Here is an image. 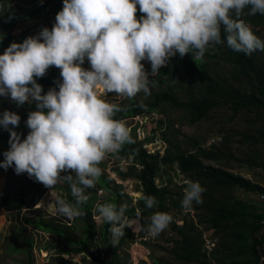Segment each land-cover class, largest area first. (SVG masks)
Wrapping results in <instances>:
<instances>
[{"label":"clouds","instance_id":"9594fccd","mask_svg":"<svg viewBox=\"0 0 264 264\" xmlns=\"http://www.w3.org/2000/svg\"><path fill=\"white\" fill-rule=\"evenodd\" d=\"M245 8L250 9L249 15H264V0H63V7L56 14L51 29L43 27L38 34L29 35L23 42H12L0 54V96H10L18 106L25 102L36 104V110L28 114L26 125L30 131L26 138L21 139L15 130L10 131L7 143L10 147L3 155L0 153L4 156L0 167L7 169L14 165L16 174L27 173L51 190L60 182L68 183L74 203L56 197V211L68 220L84 215L80 208L88 200L84 190L95 187L103 173L99 165L107 155L114 156L112 153L131 143V134L148 154L161 157L167 148L162 137L165 124L159 123L161 112L116 119V114L124 109L110 102L105 94L115 93L123 99H134L141 92L145 96L150 95L151 86L155 84L150 76L159 75L160 68L177 53L181 57L191 53L195 61L202 60L209 47L225 41L230 49L246 55L264 51V40L254 33L250 24L240 19ZM2 38L3 34H0V40ZM144 60L149 61L151 67H145ZM85 62L90 64V68L83 67ZM53 66L55 70L47 74ZM57 71L61 80L48 86V90L37 83V78L54 76ZM153 114L156 116L144 125L134 122L135 116L151 117ZM19 121L20 116L8 110L0 116V126L4 128L18 126ZM138 127L143 128L144 137L137 135ZM155 137L164 145L162 154L158 151L160 148L151 150ZM116 158L119 159L116 167L103 174L118 185L122 194L130 196L131 204L135 205L142 195L139 180L132 177L126 182L117 171L126 173L123 167L129 164L135 165L138 171L141 165L131 153ZM175 165L179 168L177 163L170 166L161 163L154 185L179 188L184 195L181 206L185 209H190L193 202L202 203L205 189L198 181L172 182L171 171ZM182 178H185L184 174ZM182 178L177 177V180ZM163 182L166 184L162 185ZM134 183L140 187L139 190ZM129 190L138 193L133 196ZM96 192L112 197L104 187H98ZM144 201L149 209L157 204L152 196H145ZM126 211V205L118 207L110 201L98 205L93 202L91 207V220L95 225V214L100 215L99 224L105 222L110 225L108 231L113 246L122 242L123 247L125 241H132L120 239L127 227L134 226L133 230L138 229V232L144 229L140 210L136 208L134 221L126 217ZM178 218L181 216L157 211L149 218L147 231L158 236L172 221L179 224ZM76 223H79L78 218ZM27 227L32 226L25 220L20 229ZM196 227L199 232L206 230L215 236L205 224H196ZM169 231V236H172L170 228ZM75 233L82 238L87 235L79 225ZM60 238L58 236V240L50 243L49 247H40L42 250L37 252L34 249L38 247L33 243L30 250L32 264H36L34 255L46 258V262L41 261L40 264H48L52 260L53 264H58L55 259L59 258L63 260L61 264H67L80 253L98 256L94 248L90 253L84 250L64 252L63 249L75 248L76 245H65ZM143 239L137 235L134 242L138 244L136 241L141 240L142 243ZM168 244L171 242L166 241L165 245ZM122 247L118 249L119 253Z\"/></svg>","mask_w":264,"mask_h":264},{"label":"trees","instance_id":"16d2710c","mask_svg":"<svg viewBox=\"0 0 264 264\" xmlns=\"http://www.w3.org/2000/svg\"><path fill=\"white\" fill-rule=\"evenodd\" d=\"M16 2H14L15 4ZM49 4V0H42L39 4L28 9L23 5L16 4L18 10H11L10 7L2 6L0 10V34H3L0 40V54L12 43L23 42L29 35H36L43 28L45 13L43 9ZM250 9L245 8L244 14L240 19L250 24L253 31L257 26H264V15L257 13L249 15ZM141 14L137 12L139 17ZM34 28L36 33L29 32ZM16 31H19L16 33ZM257 31H254L256 33ZM222 39H224L222 31ZM258 50L251 55L242 52H235L230 49L226 41L222 44L209 47L202 60L195 61L188 53L181 57L179 53L173 56L168 63L161 67L159 75L151 77L155 84L151 86V94L145 96L141 92L140 98L123 99L119 103L124 111L116 114V119H123L128 116L140 113H153L159 111L166 113L168 107L181 109L188 117L189 123L200 121L221 107L230 110L232 117L240 113L252 114L254 120L264 119V66L260 62ZM83 67L90 68V64L85 62ZM60 71V69H59ZM61 80L60 72L54 76H44L37 78V83L41 84L43 89L48 90V86ZM143 97V98H141ZM10 96H0L1 111L8 110L15 112L20 116L18 126L9 125L7 128L0 126V141L6 144L8 138L4 135L9 134L11 130H17L27 121L25 111L29 109L36 110V104L25 102L18 106L11 100ZM19 107H21L19 109ZM2 116V115H1ZM166 123L170 126L169 118H160L159 123ZM261 122V121H260ZM163 123V124H164ZM166 127V125H165ZM264 124L261 125V129ZM162 137L167 143V148L163 156L158 154H148L140 147L134 139L126 143L122 148L112 153L116 157L125 154H133L134 159L141 165V169L136 171L122 172L117 171L118 176L126 182L133 176L141 184L142 195L135 205L131 204L132 198L126 193L122 194L118 185L112 182V179L103 174L96 181L99 187L107 189L112 197L106 198L111 203L120 206L121 199L126 198L127 218H135V210L138 208L141 218L147 216V219L157 211L168 213V202L174 201L178 195L183 199L181 191L169 187L158 188L154 185L160 164L173 165L177 163L180 171L188 181H198L205 189L202 194V203L193 202L190 210L198 212V220H184L183 225L175 222L170 223V230L178 234L176 238H167L171 242V249L168 252L175 261L180 264H209L211 260L214 264H258L264 243V210H259L249 200L240 198L236 195L237 189L246 193L264 194V184L247 178L241 174L230 171L223 165H214L209 162L230 159H236L227 148V135L221 138L218 146L211 144L208 147L201 146L196 140L190 137L192 143L191 149L184 150L179 142L166 136L165 130ZM174 136V135H171ZM246 139L253 144L264 143V132L260 131L258 137L251 134H245ZM1 151V146H0ZM264 169V164H260ZM187 187V184L184 185ZM152 196L157 200V204L149 209L145 206L144 197ZM74 203V198L69 200ZM94 199L89 198L86 203L80 206L84 215L75 218V224L72 226L60 224L55 217L42 215L37 211L35 218L24 217L32 227L45 230L47 232L59 235L60 241L65 245H76L75 248L63 249L64 252L84 250L90 253L91 248L96 246L95 224L91 220V207ZM22 201L2 194L0 192V208L8 206H18ZM31 205L30 203H27ZM263 204V203H262ZM77 218L80 219L76 223ZM82 221V222H81ZM196 224H205L208 229L213 230V234L218 238L216 246L211 255L207 256L203 251L200 240V232ZM85 229L87 235L82 238L75 233V229ZM110 225L101 224L102 243L107 258L103 259L96 256L100 264H124L123 257L118 252L122 247V242L112 245L107 241ZM130 236V227L125 229L124 239ZM131 239V236L129 237ZM58 240V239H57ZM34 240L29 245L30 249ZM58 243V241L56 242ZM146 246L148 242H142ZM47 247V246H45ZM61 258L55 259V262L61 264ZM154 264H175L164 258L153 259ZM27 264H32V255L29 254Z\"/></svg>","mask_w":264,"mask_h":264},{"label":"rangeland","instance_id":"374dc122","mask_svg":"<svg viewBox=\"0 0 264 264\" xmlns=\"http://www.w3.org/2000/svg\"><path fill=\"white\" fill-rule=\"evenodd\" d=\"M31 4V2H27L26 6H30ZM47 27L49 29L52 28L51 26ZM254 31H257L255 34L260 39L264 40V26H257L256 28H254ZM18 32L19 31H16V33ZM258 52L260 62L264 66V51L258 50ZM55 68L56 67L54 66L50 67L47 71V74L52 73ZM105 96L112 103H118V101L123 99V97H118L115 93H108L105 94ZM140 96L141 93H139L136 98H140ZM8 101L11 102V99H9ZM20 108L21 107H19V109ZM168 108L169 109L166 113L162 112V115L159 113L161 118H169L170 120V126H167V124L163 122L166 125V136L175 139L177 142L180 143L184 150H188L192 147V143L189 140L190 137L196 140L201 146L208 147L211 144H215L216 146H218L221 141V138L224 135H227V148L232 154V156L238 158L239 160L230 159L227 162H225L224 160H220L209 163H212L214 165H223L234 173L241 174L247 178H251L254 181H258L264 184V169L260 166V164H264V143L253 144L250 140L246 139L245 137V134H251L252 136L258 137V133L260 131L264 132V130L261 129V125L264 124V119H260L261 122L257 120L255 121L254 116L252 114L246 113H240L237 116L232 117L229 109H227L226 107H221L211 112L208 117L195 123H189L187 119L188 117L185 116V113L181 109H176L173 107ZM31 111L34 110L31 108L25 111L26 120L28 118L29 112ZM2 113L3 111H1L0 109V116L2 115ZM29 131L30 129H28L26 122L23 124V126H20L16 130V132L21 135V139L26 138ZM4 136L8 138V140L5 146L3 142L0 141V153L2 155L10 147L9 144H7L9 143L10 133ZM25 175L28 174H16L14 170V165L7 169L0 167V189L5 186V188L9 190V192H11L12 190L10 189H12L19 183L18 177L19 179L23 178L26 183H30V177H27ZM7 177L9 179H14L17 182H5ZM175 189L180 190L176 187ZM131 193L134 196L137 192L131 191ZM235 193L238 197L244 198L254 203L255 206L259 208V210H264V205L259 201V196L257 194L246 193L240 189H237ZM175 200L176 203L170 200L167 201L169 207L168 213L170 215L175 214L176 217L180 215L181 218L177 219L180 225L183 219L193 221L198 220V212L190 209H185L181 206L182 198H179L177 195L175 197ZM94 208L93 211L98 212L96 209L94 210ZM94 218L97 222H100L101 220L100 215L95 214ZM134 220L135 219H132L131 221ZM149 222L150 221L148 220V223L145 224V236L143 239L148 242V245L146 246L145 244L141 243V240L136 241L138 242V244H136L135 242L133 243V241H130V243H128V241H125V245L121 248L120 251V254L123 257L122 260L125 262V264H154L153 259L164 258L172 261L175 264H180V262L175 261L173 259V256L168 252V250L171 249V245H165L167 237L170 239L176 238L178 237V234L173 232L172 236H169V225L158 236H152L147 231V225L149 224ZM201 226L202 225H200V227ZM133 227H131L132 230ZM18 233L21 237L22 253L19 254V252H12L0 255V264H24V259L25 264H27L26 261L28 260L31 250L29 245L32 242V236L30 233H26L23 229H18ZM13 244H16L15 241ZM34 257V259L36 260V264H40L41 261L46 262V258L42 259L36 255H34ZM208 263L213 264L211 260H209ZM48 264H53V260L51 263Z\"/></svg>","mask_w":264,"mask_h":264},{"label":"crops","instance_id":"0c3cea01","mask_svg":"<svg viewBox=\"0 0 264 264\" xmlns=\"http://www.w3.org/2000/svg\"><path fill=\"white\" fill-rule=\"evenodd\" d=\"M42 0H0V10L3 8L2 6L10 7L13 11L14 9L18 10V6L15 8L16 4L23 5L26 9L39 4ZM14 2H16L14 4ZM27 2H31L32 4L30 6H26ZM63 7V0H49V4L43 9V13H45V17L47 19L44 20L43 27L47 26H53L55 23V17L58 11H60ZM31 33H36V30L34 28L30 29ZM4 156H0V161H3ZM132 161L130 160L129 163ZM119 163V159H117L115 156L107 155L106 158L103 160V162L99 165V167L102 169V172L105 173V171L109 168H115L116 165ZM127 172L129 171H135V165L129 164L125 167H123V170ZM163 173H166L164 170ZM68 173H62V175H66ZM74 175V174H73ZM28 177V175H25ZM15 177V176H14ZM18 177V176H17ZM21 177V176H20ZM132 177L133 174H132ZM24 179H19L18 177V184L14 186L11 192L3 186L0 191L4 192L5 194L9 196H13L14 198L18 199L19 201H22L21 204L18 206H8V207H1L0 208V255L5 253H12V252H19L22 253V245H21V237L19 236L18 229L22 228L25 225V216H30V218H33L35 212L41 210L42 215H45L46 217L52 216L55 217L56 221H58L60 224H70V226L75 224V218L72 220H68L67 218L59 215L56 211L57 204H56V197H60L65 199L67 202L70 203L69 200H71L73 197L71 196V190L70 186L66 182H60L58 183L52 190L49 188H46L43 184L35 181L34 178H30V183H26ZM14 179L6 178L5 182H13ZM133 181V180H132ZM131 181V182H132ZM17 182V181H15ZM99 187L98 184L95 185L94 188H86L84 190L85 194L90 198L94 199V205L98 204H104L108 203L109 200L106 199L108 196L97 194L96 190ZM136 187L139 190V186L136 184ZM140 192V191H139ZM131 193V192H130ZM106 197V198H105ZM99 201L98 204H96V201ZM126 198H122L120 205H126ZM27 203H30L31 205H28ZM119 207V206H118ZM80 219H78L79 222ZM149 218L147 219V216H144L141 218V222L144 225L148 223ZM101 221V220H100ZM82 222V221H81ZM97 222V221H96ZM101 224L97 222L95 225V232L97 234H94L96 242V246L94 247V252L100 257V258H107V252L105 251V246L102 244L104 243L102 239V232L100 231ZM140 230L139 232L136 230H132L130 227V236L134 243L136 236L139 235L141 237L145 236V230ZM25 231H28L30 234L33 235L34 238V245L37 248L34 249L35 252L37 250H42L40 247H49L50 243L54 242L58 236H56L55 233L47 232L45 230H40L39 228L35 227H27L23 229ZM129 236V237H130ZM128 236H126L124 239H129ZM15 241L16 244H13ZM107 241L112 243V237L111 233L109 232L107 235ZM102 242V243H101ZM116 245V244H115ZM40 248V249H39ZM43 254L45 252H42ZM96 257H90L88 254L80 253L74 255L70 259V261L67 264H100L96 259Z\"/></svg>","mask_w":264,"mask_h":264},{"label":"built area","instance_id":"2783aa9c","mask_svg":"<svg viewBox=\"0 0 264 264\" xmlns=\"http://www.w3.org/2000/svg\"><path fill=\"white\" fill-rule=\"evenodd\" d=\"M142 63L144 64L145 67H148V66L151 67L150 62L147 61V60L142 61ZM101 92H102V94H105L103 92V90H101ZM155 116H156V114H153L151 117L150 116H135V117H133V119H134V122L138 123V125H144L148 121H150L152 118H154ZM136 131H137V135L138 136H141V137L145 136V132H144L142 127H138L136 129ZM151 144L152 143H149V145H151ZM153 144H154V146L151 148L152 152L154 151V149L160 148L158 151H159L160 154H162L164 145H161L160 140H159L158 137H155V140H154ZM171 174L173 176L172 182H176V183H185V182H187V180L185 178H182L183 174H182V172L180 171V169L176 165L172 169ZM177 177L178 178H182V179H180V181H179V180H177ZM156 182L160 183V180L156 179ZM164 184H166V182L162 183V185H164ZM258 196H259V201L261 203H263V205H264V194L263 193L262 194H258ZM262 223L264 224V219L262 220ZM200 238H201V241H202L203 250L206 252L207 256H210L213 248L216 246L217 238L215 236H213L209 231H206V230H201ZM258 264H264V243L262 245V252H261Z\"/></svg>","mask_w":264,"mask_h":264},{"label":"bare ground","instance_id":"6f19581e","mask_svg":"<svg viewBox=\"0 0 264 264\" xmlns=\"http://www.w3.org/2000/svg\"><path fill=\"white\" fill-rule=\"evenodd\" d=\"M134 184H137V183H134ZM138 193V192H137Z\"/></svg>","mask_w":264,"mask_h":264}]
</instances>
